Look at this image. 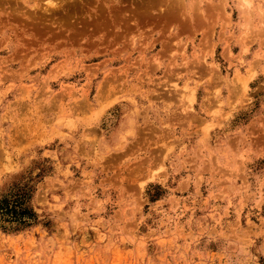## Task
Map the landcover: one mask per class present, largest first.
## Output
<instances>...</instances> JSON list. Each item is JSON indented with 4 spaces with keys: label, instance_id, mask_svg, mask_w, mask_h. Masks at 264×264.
Instances as JSON below:
<instances>
[{
    "label": "rangeland",
    "instance_id": "rangeland-1",
    "mask_svg": "<svg viewBox=\"0 0 264 264\" xmlns=\"http://www.w3.org/2000/svg\"><path fill=\"white\" fill-rule=\"evenodd\" d=\"M0 264H264V0H0Z\"/></svg>",
    "mask_w": 264,
    "mask_h": 264
},
{
    "label": "trees",
    "instance_id": "trees-1",
    "mask_svg": "<svg viewBox=\"0 0 264 264\" xmlns=\"http://www.w3.org/2000/svg\"><path fill=\"white\" fill-rule=\"evenodd\" d=\"M33 193V187L25 186L0 198L1 230L17 232L37 224L38 216L31 205Z\"/></svg>",
    "mask_w": 264,
    "mask_h": 264
}]
</instances>
